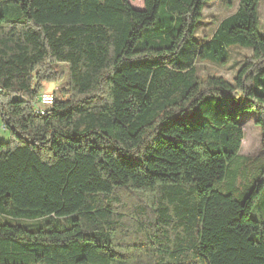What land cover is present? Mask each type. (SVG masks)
<instances>
[{
    "label": "trees",
    "instance_id": "16d2710c",
    "mask_svg": "<svg viewBox=\"0 0 264 264\" xmlns=\"http://www.w3.org/2000/svg\"><path fill=\"white\" fill-rule=\"evenodd\" d=\"M209 1L0 0V264H264L259 0L200 39ZM232 49L250 50L232 80L200 73ZM56 65L66 87L36 113ZM239 158L261 167L241 200L220 190Z\"/></svg>",
    "mask_w": 264,
    "mask_h": 264
},
{
    "label": "rangeland",
    "instance_id": "374dc122",
    "mask_svg": "<svg viewBox=\"0 0 264 264\" xmlns=\"http://www.w3.org/2000/svg\"><path fill=\"white\" fill-rule=\"evenodd\" d=\"M131 6L142 8V0H128ZM239 0H210L203 8L204 18L197 28V37L206 39L216 28L217 23L224 17L232 14L237 9ZM258 18V31L263 32L264 29V0H259L256 9ZM250 50L232 49L230 51L231 60L224 65H215L212 63H200L201 74H213L232 80L236 68L240 65L244 56L249 54ZM56 70L62 74L63 79L59 82H49L43 87L42 93H52L53 95L66 87L67 67L65 65H56ZM256 114L253 111H242L239 115V121L242 125L244 137L241 144L240 153L242 156L255 157L262 148L261 130L254 123ZM8 138V131L0 122V140ZM239 160V161H238ZM232 164L233 176L230 177L229 185L220 188L222 192H231L235 198L242 199L253 188L255 181L260 176L261 167L258 161L252 160V163L243 164L239 158ZM242 162V164H241ZM263 209V211H261ZM251 216L264 222V187L260 190L257 198L254 200Z\"/></svg>",
    "mask_w": 264,
    "mask_h": 264
},
{
    "label": "built area",
    "instance_id": "2783aa9c",
    "mask_svg": "<svg viewBox=\"0 0 264 264\" xmlns=\"http://www.w3.org/2000/svg\"><path fill=\"white\" fill-rule=\"evenodd\" d=\"M54 95L52 93L40 94L35 103L34 110L36 113L43 114L44 110L53 102Z\"/></svg>",
    "mask_w": 264,
    "mask_h": 264
}]
</instances>
